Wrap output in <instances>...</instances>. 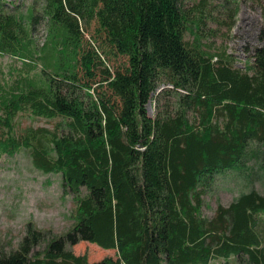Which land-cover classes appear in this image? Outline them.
I'll return each instance as SVG.
<instances>
[{"label": "trees", "instance_id": "trees-1", "mask_svg": "<svg viewBox=\"0 0 264 264\" xmlns=\"http://www.w3.org/2000/svg\"><path fill=\"white\" fill-rule=\"evenodd\" d=\"M212 1L41 0L26 14L0 3V54L25 74L42 66L33 76L14 69L11 84L0 78V154L27 151L73 202L60 235L28 222L16 245L0 237V264H264V194L254 185H264V42L242 69L224 48L204 49L203 36L218 30L207 23H226L207 10ZM217 2L230 11L227 30L237 6ZM91 24L123 64H103L82 34ZM20 111L56 121L17 136ZM227 173L248 190L204 217V192ZM80 242L114 255L89 263L72 250Z\"/></svg>", "mask_w": 264, "mask_h": 264}, {"label": "rangeland", "instance_id": "rangeland-1", "mask_svg": "<svg viewBox=\"0 0 264 264\" xmlns=\"http://www.w3.org/2000/svg\"><path fill=\"white\" fill-rule=\"evenodd\" d=\"M188 6H192L199 0H183ZM3 3V11L10 13L26 14L30 7L39 10L41 0H0ZM217 0H213L208 7L211 15L225 23L224 27H217L215 24L207 23L209 29H218L214 36H203L204 49L211 52L224 48L225 52L235 57V66L244 68L247 57L252 54L257 47L263 46L264 42V0H234L230 3V10L237 6L236 14L232 18V25H229L227 13L213 6ZM219 4V3H218ZM226 16V17H225ZM225 18V19H224ZM225 21V22H224ZM94 24L82 30L85 40L93 47L97 55L105 66L111 70L124 63L121 56L110 57L106 55V49L100 44L93 32ZM220 29V30H219ZM210 36V37H209ZM32 45L40 48L46 40L45 20H40L31 34ZM186 39L191 40L188 33ZM248 53H245V50ZM35 69L31 71L25 69L22 62L9 54H0V78L3 83L11 84L13 81L12 71L20 72L24 76L38 74L42 66L39 61L33 63ZM146 114L154 117V100L150 98L145 106ZM56 119L47 120L44 118L32 117L27 111L18 112L14 118V132L18 136L27 128L45 127L51 129ZM5 127L0 125V137L4 133ZM27 151L19 150L12 155L8 153L0 154V237L4 240H11L16 245L23 235L26 223L31 222L34 226L50 230L54 234L65 232L70 221L67 218L73 208L72 195L64 191L60 175L44 174L35 169ZM260 193L264 194V185L254 184ZM249 184L241 177L233 173L217 176L210 188L202 196L203 206L201 213L204 217H212L218 205L227 207L240 192L248 190ZM74 254H86L89 263H93L105 256H113L114 251L102 250L95 245L80 242L72 247ZM209 264H233L221 258L213 259Z\"/></svg>", "mask_w": 264, "mask_h": 264}]
</instances>
